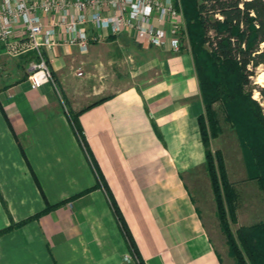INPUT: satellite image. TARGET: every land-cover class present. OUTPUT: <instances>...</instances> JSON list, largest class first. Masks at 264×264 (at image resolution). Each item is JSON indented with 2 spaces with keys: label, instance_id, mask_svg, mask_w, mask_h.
I'll return each mask as SVG.
<instances>
[{
  "label": "crops",
  "instance_id": "1",
  "mask_svg": "<svg viewBox=\"0 0 264 264\" xmlns=\"http://www.w3.org/2000/svg\"><path fill=\"white\" fill-rule=\"evenodd\" d=\"M99 34L48 51L55 83L37 90L33 54H0V232L25 222L0 264H226L187 184L206 165L187 30L179 52Z\"/></svg>",
  "mask_w": 264,
  "mask_h": 264
},
{
  "label": "trees",
  "instance_id": "2",
  "mask_svg": "<svg viewBox=\"0 0 264 264\" xmlns=\"http://www.w3.org/2000/svg\"><path fill=\"white\" fill-rule=\"evenodd\" d=\"M182 3L206 110L199 123L207 169L232 253L238 264H248L228 230V217L233 223L237 222L239 196L225 176L220 153L217 154L221 173L219 182L213 155L208 149L207 124L212 135L216 136L220 131V121L214 105L222 102L225 122L237 133L249 175L264 190V87L252 80L257 78L259 69L264 72V0H182ZM254 90L259 91V100L254 98ZM103 101L105 99L87 109ZM77 119L73 117L72 122L82 139ZM58 206L48 207L37 217ZM115 210L128 233L117 206ZM15 226L1 231L0 236ZM238 235L251 264H264V224L248 233L240 229ZM132 250L137 254L133 243Z\"/></svg>",
  "mask_w": 264,
  "mask_h": 264
},
{
  "label": "built area",
  "instance_id": "3",
  "mask_svg": "<svg viewBox=\"0 0 264 264\" xmlns=\"http://www.w3.org/2000/svg\"><path fill=\"white\" fill-rule=\"evenodd\" d=\"M128 34L144 49L179 52L186 23L181 0H0V54L35 57L27 77L35 90L55 83L48 51L87 54L99 33ZM82 76V72L78 73Z\"/></svg>",
  "mask_w": 264,
  "mask_h": 264
},
{
  "label": "rangeland",
  "instance_id": "4",
  "mask_svg": "<svg viewBox=\"0 0 264 264\" xmlns=\"http://www.w3.org/2000/svg\"><path fill=\"white\" fill-rule=\"evenodd\" d=\"M186 30L188 33L187 27ZM262 48L264 49V45ZM121 73H123L121 66H118L117 64L113 67L114 84L116 81L119 82V79L116 78ZM76 80L80 82L83 81L82 79L77 78ZM252 80L256 82L254 84L264 87L263 70L259 69L257 78H253ZM253 94L256 100L260 99L258 90H254ZM66 104H68L67 101ZM66 109L71 111L69 105H66ZM214 109L218 113L220 131L216 136H213L209 130V125L207 124L209 140L208 149L212 152L219 182H221V173L217 162L218 153L221 154L224 160L225 176L238 193L239 202L236 213L237 222L233 223L230 220V217H228V230L234 238L237 246L243 251L247 263L251 264L248 256L244 252L243 245L239 240L238 231L241 229L248 233L252 231L254 227L264 224V190L261 189L258 182L252 179L249 175L237 133L227 122H225V112L223 110L222 102L216 103ZM205 121H208L207 118ZM187 184L194 194V198L199 206L200 213L202 214L212 242L222 256L224 262L226 264H238L232 253L228 232L224 229L220 220L214 187L210 173L207 169V163L202 171H198L187 178Z\"/></svg>",
  "mask_w": 264,
  "mask_h": 264
}]
</instances>
